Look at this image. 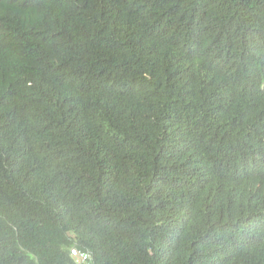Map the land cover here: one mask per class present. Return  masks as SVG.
<instances>
[{"label": "trees", "instance_id": "1", "mask_svg": "<svg viewBox=\"0 0 264 264\" xmlns=\"http://www.w3.org/2000/svg\"><path fill=\"white\" fill-rule=\"evenodd\" d=\"M0 264H264V0H0Z\"/></svg>", "mask_w": 264, "mask_h": 264}, {"label": "built area", "instance_id": "2", "mask_svg": "<svg viewBox=\"0 0 264 264\" xmlns=\"http://www.w3.org/2000/svg\"><path fill=\"white\" fill-rule=\"evenodd\" d=\"M71 255L76 259L77 262H84L88 259V254L86 252H81L75 247L70 250Z\"/></svg>", "mask_w": 264, "mask_h": 264}, {"label": "clouds", "instance_id": "3", "mask_svg": "<svg viewBox=\"0 0 264 264\" xmlns=\"http://www.w3.org/2000/svg\"><path fill=\"white\" fill-rule=\"evenodd\" d=\"M77 249V248H76ZM71 250V249H70ZM82 252V251H81ZM71 254V253H70Z\"/></svg>", "mask_w": 264, "mask_h": 264}]
</instances>
